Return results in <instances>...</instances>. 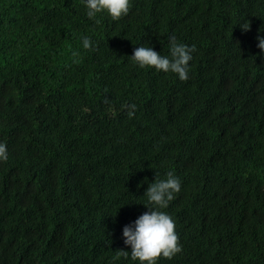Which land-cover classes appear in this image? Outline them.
<instances>
[{
	"label": "trees",
	"instance_id": "trees-1",
	"mask_svg": "<svg viewBox=\"0 0 264 264\" xmlns=\"http://www.w3.org/2000/svg\"><path fill=\"white\" fill-rule=\"evenodd\" d=\"M85 12L0 0V264H139L117 257L122 228L169 173L181 190L162 211L182 251L158 264H264V0ZM170 37L195 45L183 82L129 58L168 55Z\"/></svg>",
	"mask_w": 264,
	"mask_h": 264
},
{
	"label": "clouds",
	"instance_id": "clouds-1",
	"mask_svg": "<svg viewBox=\"0 0 264 264\" xmlns=\"http://www.w3.org/2000/svg\"><path fill=\"white\" fill-rule=\"evenodd\" d=\"M89 20L100 23L99 17L107 15L112 21H119L128 16L132 0H82ZM242 30L249 29L248 21L240 24ZM256 42L264 53V36L257 33ZM169 54L161 55L150 46L134 48L129 57L140 69H154L156 72L173 73L180 81L189 78L190 64L195 52V45L189 46L177 42L170 37ZM82 47L94 50L95 44L88 37H82ZM76 55V53H73ZM127 115L131 118L135 113V105L129 106ZM9 159L6 144L0 142V163ZM181 190V181L169 173L165 179H157L150 183L144 193L147 211L139 215L132 223L123 226V244L130 251H117V257L130 258L139 264H158L160 259L171 260L182 251L178 235L175 231L174 219L163 209L169 206Z\"/></svg>",
	"mask_w": 264,
	"mask_h": 264
}]
</instances>
